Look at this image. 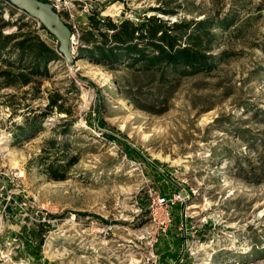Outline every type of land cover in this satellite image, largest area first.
<instances>
[{"label": "rangeland", "instance_id": "1", "mask_svg": "<svg viewBox=\"0 0 264 264\" xmlns=\"http://www.w3.org/2000/svg\"><path fill=\"white\" fill-rule=\"evenodd\" d=\"M71 4L68 66L54 38L0 1V33L15 34L0 51V264H264V0ZM92 14L184 24L171 31L181 46L206 21L213 38L199 42L214 66L102 62V40L85 36ZM35 40L56 58L30 55ZM173 195L168 210L156 204Z\"/></svg>", "mask_w": 264, "mask_h": 264}, {"label": "trees", "instance_id": "2", "mask_svg": "<svg viewBox=\"0 0 264 264\" xmlns=\"http://www.w3.org/2000/svg\"><path fill=\"white\" fill-rule=\"evenodd\" d=\"M87 20L89 26L85 29V36H89L88 40L98 37L103 42L95 46L102 62L109 61L110 63H114L119 58L125 57L129 58L131 63H138L141 68L146 70L164 66L165 68L172 69L181 68L184 74L201 71L208 72L214 66L213 59L215 58L206 55L204 51L202 52L199 42L202 36H208L210 38L208 42L213 38V35L207 30L206 21L197 23L196 27L198 30L201 29V31L196 34H188L186 36L187 44L181 46V37L173 34L171 31L181 30L186 26L184 24H174L172 27H164L161 24H157L152 27L150 23L156 20L144 19L139 26L134 27L131 23L122 19L119 20V23H114L108 18H98L93 14L88 15ZM101 28L112 32L111 39L113 43L119 44L123 49L119 46V48H106L107 33L99 32ZM138 32L139 36L135 39L140 41V45L132 43L134 34ZM14 37L15 34L12 36H2L0 33V40H2L0 51L4 49V43L15 39ZM27 41V39L17 41L15 46L20 50H24V45ZM34 48L36 49L35 51L33 50ZM33 49L30 48V55L43 63L47 60H54L57 56L53 49L38 40H35ZM92 58L93 56L88 57L90 60ZM21 84L26 85L28 81L24 80ZM116 141L119 140L116 139ZM125 149L129 154L136 155L135 150L129 145H125Z\"/></svg>", "mask_w": 264, "mask_h": 264}, {"label": "water", "instance_id": "3", "mask_svg": "<svg viewBox=\"0 0 264 264\" xmlns=\"http://www.w3.org/2000/svg\"><path fill=\"white\" fill-rule=\"evenodd\" d=\"M1 1V0H0ZM13 8L23 12L28 18L37 22L56 41L57 53L68 66L76 61L73 57L76 42L72 39V31L56 13L49 3L40 0H3ZM73 69V67H72Z\"/></svg>", "mask_w": 264, "mask_h": 264}, {"label": "built area", "instance_id": "4", "mask_svg": "<svg viewBox=\"0 0 264 264\" xmlns=\"http://www.w3.org/2000/svg\"><path fill=\"white\" fill-rule=\"evenodd\" d=\"M40 1L49 3L56 13H58L60 16L61 14H66L71 20L74 18V15L79 13L78 11L75 10L74 5L71 4V2L73 3L74 1H80V0H40ZM83 10L87 11L86 8ZM72 29L77 32L74 24L72 25ZM72 39L74 40L73 34H72ZM181 200H182L181 195H173L172 197L169 198H164V197L160 198L158 196L156 199V204L159 207H164L166 210H168L173 205H175L176 202H180ZM169 223H170V218L168 213L166 212V219L165 221H162V223H160V229L161 227H163L162 230L164 232L167 224Z\"/></svg>", "mask_w": 264, "mask_h": 264}, {"label": "bare ground", "instance_id": "5", "mask_svg": "<svg viewBox=\"0 0 264 264\" xmlns=\"http://www.w3.org/2000/svg\"><path fill=\"white\" fill-rule=\"evenodd\" d=\"M108 14H109V13H108ZM113 15H114V14H113ZM78 67H79V64H76V66L73 67V69H76V68H78ZM0 151H1V153H5V152H7L6 144H5L4 141H0Z\"/></svg>", "mask_w": 264, "mask_h": 264}]
</instances>
